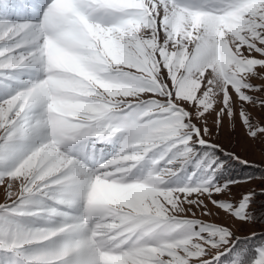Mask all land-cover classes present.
<instances>
[{
  "label": "snow or ice",
  "instance_id": "1",
  "mask_svg": "<svg viewBox=\"0 0 264 264\" xmlns=\"http://www.w3.org/2000/svg\"><path fill=\"white\" fill-rule=\"evenodd\" d=\"M225 118L264 153V0H0V264H264Z\"/></svg>",
  "mask_w": 264,
  "mask_h": 264
},
{
  "label": "rangeland",
  "instance_id": "2",
  "mask_svg": "<svg viewBox=\"0 0 264 264\" xmlns=\"http://www.w3.org/2000/svg\"><path fill=\"white\" fill-rule=\"evenodd\" d=\"M214 116L209 117V126L215 129L214 125ZM213 141L218 143L221 147H223L226 151H235L237 154L241 156L242 159H246L251 163H254L256 165L260 166L261 170H264V153H262L261 145L259 142H253L247 139L245 131L242 127H240L238 124L235 128L232 127L231 122L225 118L224 124L222 128L220 129V135L213 136ZM241 169V166L237 165L236 169H232L233 174H242L243 172H250L251 170ZM237 170V171H236ZM256 173L259 176L261 174L260 170H257ZM246 174V173H245ZM240 176V175H238ZM244 187L247 188H254L257 192L261 190L262 187H264V183H262L259 179L256 181H253L250 184L244 185ZM241 189H236L235 191H240ZM5 200V193L2 188H0V203L4 202ZM264 205V197H258L257 198V205L255 206L257 208L256 215H260L258 217V221L252 222L248 225H245L243 227L239 226L235 222H233L230 218L226 217L223 213L220 214L219 217L213 216L211 219L216 220L218 223H224L228 224L232 227L233 231L236 233V235H242L251 233L250 236H253V234H259L264 231V221L261 219V217H264V214H261V206ZM209 209H211L214 213L217 211L211 204L208 205ZM199 215V212L197 213ZM204 219H209L208 217H203Z\"/></svg>",
  "mask_w": 264,
  "mask_h": 264
},
{
  "label": "trees",
  "instance_id": "3",
  "mask_svg": "<svg viewBox=\"0 0 264 264\" xmlns=\"http://www.w3.org/2000/svg\"><path fill=\"white\" fill-rule=\"evenodd\" d=\"M237 168V165H234V167H233V169H236ZM241 170H244L242 167H241V169L239 170V172L241 171ZM237 171V170H236ZM246 174H248V172H245ZM244 172L242 173V174H237V176L238 175H246ZM256 175H258L257 173H256ZM264 214V211H262L261 212V214ZM257 216V220L256 221H258V217L260 216V215H256ZM263 221H264V219H263ZM250 234H252V232L251 233H247V234H242V235H238V236H242V237H244V236H247V237H253V239H252V243H259L260 242V240L261 239H264V231L262 232V233H259V234H255V235H253V236H250Z\"/></svg>",
  "mask_w": 264,
  "mask_h": 264
}]
</instances>
